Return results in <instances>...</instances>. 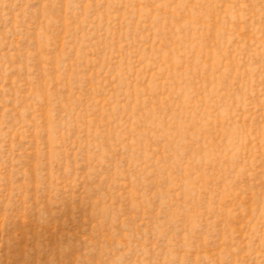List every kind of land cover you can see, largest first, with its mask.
<instances>
[{"label": "rangeland", "instance_id": "374dc122", "mask_svg": "<svg viewBox=\"0 0 264 264\" xmlns=\"http://www.w3.org/2000/svg\"><path fill=\"white\" fill-rule=\"evenodd\" d=\"M0 264H264V0H0Z\"/></svg>", "mask_w": 264, "mask_h": 264}]
</instances>
